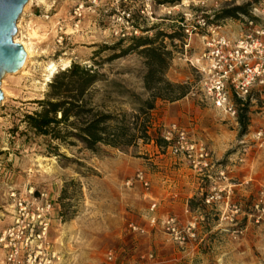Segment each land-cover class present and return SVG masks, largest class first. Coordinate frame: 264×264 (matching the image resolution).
Instances as JSON below:
<instances>
[{
    "label": "rangeland",
    "instance_id": "1",
    "mask_svg": "<svg viewBox=\"0 0 264 264\" xmlns=\"http://www.w3.org/2000/svg\"><path fill=\"white\" fill-rule=\"evenodd\" d=\"M236 7L244 12L232 11ZM227 10L231 16L224 15ZM201 19L204 29L184 31ZM261 27L264 0H33L23 8L14 37L30 42L32 55L23 71L6 73L0 82V264H8L1 238L17 229L15 219L26 201L20 222L29 239L27 246L23 239L18 242L35 251L46 247L41 263L48 258L47 264H99L108 254L117 264L143 262L145 256L135 249L146 235L161 233L179 251L177 264H264V83L243 98L231 93L234 114L215 107L200 85L207 42L216 35L234 40ZM155 35V44L169 51L164 78L188 88L178 100L189 103V124L163 125V108L178 100L157 99L150 134L163 140L158 143L138 140L124 148L99 144L92 149L78 143L59 145L55 152L51 146L58 142L28 129L25 114L39 108L54 74L71 62L97 68L121 84L119 89L100 85L97 98L106 100L110 92L108 103L131 111L128 93L148 95L147 67L134 38ZM113 55L118 56L106 60ZM51 64L55 71L48 80ZM178 110L171 109L170 116ZM240 118L247 123L244 129ZM172 125L207 147L209 164L202 172L168 149L164 132ZM137 171L149 181L147 189L134 180ZM164 180L168 197L187 200L181 215L168 216L180 226L195 223L194 236L182 245L149 224L152 215L163 218L156 214L157 204L149 210L154 201L139 206L156 187L163 189ZM36 205L44 210L32 218ZM40 221L47 225L38 238ZM129 223L144 232L132 231ZM150 254L160 261L155 251Z\"/></svg>",
    "mask_w": 264,
    "mask_h": 264
},
{
    "label": "trees",
    "instance_id": "2",
    "mask_svg": "<svg viewBox=\"0 0 264 264\" xmlns=\"http://www.w3.org/2000/svg\"><path fill=\"white\" fill-rule=\"evenodd\" d=\"M239 10L244 12L242 7L232 11ZM224 15L231 16V10L224 11ZM157 35L134 38L133 46L141 47L138 53L144 57L147 67L143 83L148 95L141 97L128 93L131 111L118 109L114 103H108L110 92H106V100L97 98V93L103 90L98 88L100 85L119 89L123 88L121 84L109 80L97 68L71 62L54 74L45 97L37 101L39 108L25 114L24 121L28 129L36 135L58 142V145L51 146L55 152H58L59 145L69 147L78 143L91 149L99 144L124 148L137 144L138 140L144 142L153 139L158 143L162 139L150 134L151 112L156 107V100L176 101L186 95L188 88L185 84L164 78L169 51L165 50V46L155 44ZM167 36L173 37L172 34ZM117 56H110L106 60ZM93 63L99 65L96 59H93ZM239 122L244 129L246 121L240 118Z\"/></svg>",
    "mask_w": 264,
    "mask_h": 264
},
{
    "label": "built area",
    "instance_id": "3",
    "mask_svg": "<svg viewBox=\"0 0 264 264\" xmlns=\"http://www.w3.org/2000/svg\"><path fill=\"white\" fill-rule=\"evenodd\" d=\"M251 23V22H250ZM204 19L198 21L195 26H184V31L188 34L192 30L204 29L206 27ZM264 27L258 28L254 34H245L237 39L231 40L222 35H216L207 42L208 50L203 53L202 59L205 60V66L200 67L201 80L200 85L202 91L210 98L215 107L234 114L235 110L230 101L231 93L243 98L250 93L252 88L264 83ZM164 138L169 142L168 149L174 155H181L194 171L202 172L209 164V151L207 147L200 141L193 139L184 129L172 125L170 129L164 132ZM134 180L141 183L146 189L149 187V181L145 177L143 171H137L134 175ZM131 180H128L129 184ZM209 198L205 201L209 202ZM27 201L25 205L20 204L18 215L15 219V227L8 229L2 236L4 246L8 248L7 263L8 264H47L50 259L46 258L44 263H41L40 254L46 251L41 245H38V250L24 248L27 246L28 237L24 239V227L20 219L27 213ZM50 205H47V209ZM156 203L150 205L149 210L154 211ZM37 213L32 214L40 217L42 206H35ZM41 230L35 235L41 238L45 234L46 222L40 221ZM151 226L159 225L164 229L174 242L180 245L184 244L186 237L194 236L195 223L188 222L180 226L175 217H165L157 219L152 215L149 218ZM22 226V227H21ZM21 227V228H20ZM128 227L135 232H144V230L129 223ZM32 233V232H31ZM29 233V235H32ZM23 235V236H22ZM23 239L24 246L18 242ZM144 256H142L143 258ZM38 261L36 262V259ZM146 259L153 260V255L149 254ZM145 259V261H146ZM99 264H117L112 254H108L106 258ZM131 264H145V262L135 261ZM155 264V263H148Z\"/></svg>",
    "mask_w": 264,
    "mask_h": 264
},
{
    "label": "crops",
    "instance_id": "4",
    "mask_svg": "<svg viewBox=\"0 0 264 264\" xmlns=\"http://www.w3.org/2000/svg\"><path fill=\"white\" fill-rule=\"evenodd\" d=\"M189 103H186L183 99L178 100L176 102H173L172 104H169L163 108V125L167 124H176L178 125V122L181 124L187 122L189 124L190 119H193L186 110ZM177 107L178 115L170 116L171 109ZM179 116V117H178ZM179 126V125H178ZM181 126V125H180ZM158 188L153 190L152 193L148 194L149 200L143 201L140 203L139 206H141L142 209H145L147 207V202L154 201L157 204L156 208V214L163 215V218L167 217L168 215H176V214H182L184 212V206H186V199L185 202L184 199L177 200L173 197H168L169 191L168 186H166V180L163 181V189L157 190ZM163 194V195H162ZM183 211V212H182ZM146 239H142L140 241L143 243V245H138L137 249L140 254L139 256H145L148 257L150 254V251H155L160 256V261L157 260H148L146 259L145 264L148 263H155V264H177L176 260L179 257V251L177 252L175 248L172 245H168L164 241V234L156 233L153 235H146ZM136 245V243H134ZM185 255V253H182V257Z\"/></svg>",
    "mask_w": 264,
    "mask_h": 264
},
{
    "label": "water",
    "instance_id": "5",
    "mask_svg": "<svg viewBox=\"0 0 264 264\" xmlns=\"http://www.w3.org/2000/svg\"><path fill=\"white\" fill-rule=\"evenodd\" d=\"M28 0H0V82L6 73L18 71L26 59L23 45L14 40L16 21ZM3 93L0 88V102Z\"/></svg>",
    "mask_w": 264,
    "mask_h": 264
},
{
    "label": "bare ground",
    "instance_id": "6",
    "mask_svg": "<svg viewBox=\"0 0 264 264\" xmlns=\"http://www.w3.org/2000/svg\"><path fill=\"white\" fill-rule=\"evenodd\" d=\"M31 1H33V0H28V2L25 4V6L23 7L24 9H26L27 8V6L31 3ZM41 2L43 1V0H40ZM34 31L32 30V33H33ZM31 33V34H32ZM29 35V34H28ZM30 36V35H29ZM14 40L17 42V41H19V40H17V38H15L14 37ZM19 43H21L22 45H23V47H24V49H25V51H26V59H25V62H24V64H23V66L18 70L19 72L20 71H23V69L26 67V65L29 63V61H30V58H31V55H32V49H31V46H30V42H28V41H25V40H20L19 41ZM199 62V59L196 57V59H195V63H198ZM65 66V65H64ZM63 66V67H64ZM48 69V68H47ZM55 71V66H54V64H51L50 66H49V73H48V75H47V79L49 80V78H50V76L53 74V72Z\"/></svg>",
    "mask_w": 264,
    "mask_h": 264
}]
</instances>
